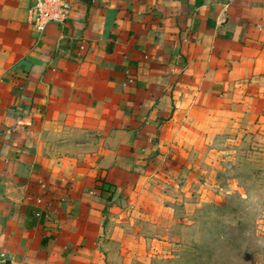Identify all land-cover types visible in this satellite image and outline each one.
<instances>
[{
	"label": "crops",
	"instance_id": "obj_1",
	"mask_svg": "<svg viewBox=\"0 0 264 264\" xmlns=\"http://www.w3.org/2000/svg\"><path fill=\"white\" fill-rule=\"evenodd\" d=\"M61 1L39 33L0 0V264L125 261L178 177L264 140V0Z\"/></svg>",
	"mask_w": 264,
	"mask_h": 264
},
{
	"label": "rangeland",
	"instance_id": "obj_2",
	"mask_svg": "<svg viewBox=\"0 0 264 264\" xmlns=\"http://www.w3.org/2000/svg\"><path fill=\"white\" fill-rule=\"evenodd\" d=\"M238 146L244 154L178 177L185 183L163 192L175 203L153 223L157 233H123L128 251L115 264H264V140Z\"/></svg>",
	"mask_w": 264,
	"mask_h": 264
},
{
	"label": "built area",
	"instance_id": "obj_3",
	"mask_svg": "<svg viewBox=\"0 0 264 264\" xmlns=\"http://www.w3.org/2000/svg\"><path fill=\"white\" fill-rule=\"evenodd\" d=\"M29 21L32 26L42 33L50 23L63 24L69 15V6L61 0H31Z\"/></svg>",
	"mask_w": 264,
	"mask_h": 264
}]
</instances>
